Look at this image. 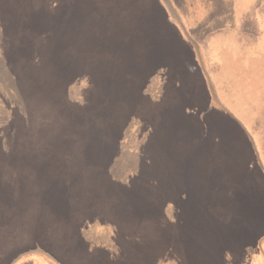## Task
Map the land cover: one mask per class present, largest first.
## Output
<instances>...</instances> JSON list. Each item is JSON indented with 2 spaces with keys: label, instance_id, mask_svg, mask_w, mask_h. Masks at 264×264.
Returning <instances> with one entry per match:
<instances>
[{
  "label": "rangeland",
  "instance_id": "374dc122",
  "mask_svg": "<svg viewBox=\"0 0 264 264\" xmlns=\"http://www.w3.org/2000/svg\"><path fill=\"white\" fill-rule=\"evenodd\" d=\"M73 1L0 0V57L19 47L18 54L33 56L26 65H33L37 77L48 52L49 62L58 56L64 64L59 68L68 71L72 81L64 86V100L53 106L54 116L43 121L51 124L48 137L28 139L49 149H34L30 143L16 149L20 145L13 144L24 134L12 140V146L7 142L14 138L17 110L9 101L19 92L35 98L38 108H51L49 99L38 95L37 81L30 92L28 81L18 77L14 88L11 75L24 71L25 60H10L6 72L0 69V98H8L6 111L0 100V125L6 122L3 132L11 127L13 133L4 136L5 146L0 142V264H81L80 255L83 264H112L119 245L118 235L111 240L116 226L134 230L121 217L136 205H146V166L161 158L168 164L162 174L181 176V168L187 167L175 162L172 152L190 136H196V149L208 142L199 159L212 157L210 167L202 161L187 163L199 177L198 189L204 190L199 194L212 199L205 179L213 172L215 179L223 180L215 185L228 180L230 199L211 203L206 197L198 202L183 197L181 211L191 208L194 216L182 218L181 227L196 229L182 234L188 256L193 264H264V181L252 179L254 170L261 172L258 163L264 167V0H156L171 19L180 17L199 53L198 72H192L189 55L184 54L181 74H167L153 59L146 71V17L141 18L140 11L150 8L148 0H80V8ZM208 38L214 47L228 43V52L218 62L205 44ZM256 40L259 43L252 46ZM69 49L82 60L63 59L62 52ZM94 69L102 77L97 87L87 82ZM212 71L217 79H212ZM236 74L240 78H234ZM21 75L26 77L25 72ZM206 78L212 79L211 93ZM95 91L101 98L83 113ZM219 105L236 112L238 120L240 113L249 129L226 116ZM219 204L232 213L229 228L220 222L221 211L212 208ZM173 207L167 203L168 210ZM249 230L250 237L241 242ZM139 232L136 229L129 242L117 240L124 243L123 252L125 243L138 245L134 238ZM256 234H263L257 246ZM102 246L108 247L105 253Z\"/></svg>",
  "mask_w": 264,
  "mask_h": 264
},
{
  "label": "crops",
  "instance_id": "0c3cea01",
  "mask_svg": "<svg viewBox=\"0 0 264 264\" xmlns=\"http://www.w3.org/2000/svg\"><path fill=\"white\" fill-rule=\"evenodd\" d=\"M148 1L150 3V8L149 5H147L146 9L142 8L141 9L142 11H140L141 18L146 17V71L148 67H153L151 66V64H149L150 60L153 59L155 61L154 66H160V67L165 66L164 72H166L167 74L168 73L181 74L182 61H183V56L185 54L186 56L189 55L188 58L190 59L191 67L193 68L192 72L197 73L198 63H196L193 57V55L196 57V53L195 51H193V54L190 53L191 51H189L188 48L190 49L192 48L187 46L188 42L186 40V37H184L183 29L181 28V26L174 19H171V17L168 16L166 9L160 6L161 5L160 3H158L156 0H148ZM188 22L190 21L187 20L184 23L186 24ZM205 41H204L205 44H208V48L211 51L212 54L211 58L213 57L212 60L214 58L215 59L221 58L225 55V53L228 52L227 50V48L229 47L228 43L226 44L227 45L226 47L224 46L214 47L210 43V38L206 39ZM258 43L259 41L257 43L251 42V45L256 46ZM174 44L176 45L174 46ZM178 44L179 46H181L180 49L177 48ZM199 49L201 52V46L199 47ZM237 53H240L239 54L240 57L241 52H237ZM255 56H257V51L252 55V57ZM234 78H240V77L239 75L236 74ZM212 79H217L214 76L213 71H212ZM212 79L206 78V81L208 82L207 86L209 85V80L211 81ZM184 85L186 86V82L184 83ZM188 87H191V85ZM178 130H175V133H177ZM240 133L242 134V132ZM206 134L209 136L207 138H210L212 134V129L208 130ZM195 137L196 136H190L189 140L181 141V143L177 145V149H173L172 154L174 156L173 158L174 161L175 162L180 161L182 163L185 162L184 164L187 167V168L185 167L186 169L181 168L182 169L180 174L181 176H178L177 174V177L172 178V177H168L167 174H161L162 172L161 170L168 167L167 162H162L161 158H158L157 162L154 161V163L153 161H151L152 163L150 162L149 164L150 166L148 165L149 167L146 166V169L148 171L158 170L160 172L157 178H153V179L146 178V199L143 198L144 201L146 202V211H144L143 213L127 211L126 213L123 214V217L120 216L121 218H123V220L127 221L128 225L131 224L134 230L132 232V227L130 226L120 227L117 225L116 233L112 234L113 238H111V240L113 241L115 235H118V237H116L117 240H126L127 242H129L130 240L133 239L134 231L136 229H139L140 230L139 234H137L134 238V241H136L138 245L135 246L125 243V245L127 246L126 247L127 250L126 252H123L121 247L123 246L124 243L117 242L116 240V244L118 243L119 245L115 248L116 250L118 249V251L116 252V259H114L115 261L120 260L121 264H193L191 257L188 256V253L186 251L187 249H184L185 242L182 234L190 235L191 233H193V230L196 231V229L193 227L184 229L181 226H183L182 218L185 217L192 218L194 214L193 211L190 210L191 208L188 211H184V212L181 211L180 203L182 202L183 197L188 196V198L189 197L193 199L195 198L197 202L198 199L204 200V198L206 197L207 201L211 203L215 201L216 202L220 201L218 203H221L222 201L224 202V200L229 201L230 199L229 191L226 188V185L228 184V180L222 186H218L220 184L215 185V182H220V181L223 182V180H221L220 178L215 179V177H213V172H212V176L210 173H208V179H205L207 180V184H208L207 191H210L211 194L209 195L212 196V199H210V197L208 196L199 194L200 193L199 191L204 192V190L198 189L199 177L195 173L191 174L192 166L191 164L188 165L187 163L193 161L194 163L198 164L199 161H202V166L210 167L212 166L211 165L212 157H209V161L206 158L203 159L198 158L199 154L202 153V151L200 152V150H204L208 142L205 143L204 149H196V147H194L195 144L194 145L192 144L193 139ZM175 139L178 141V143L181 140V139L179 140V135H176ZM215 149L219 150V148L217 147H215ZM213 150L211 151L212 153ZM253 150L255 152L257 151V149L256 150L253 149ZM258 164H259V168L261 169V172L258 173L256 170H254L256 177L252 179H258L263 183L264 167L262 166V164L260 163ZM189 175L190 178L188 179ZM218 193L221 194L224 193L225 195H218ZM188 200L189 199H186V201ZM150 203H157V206H155L154 210L150 209L151 207L149 206ZM167 203L173 205L174 209L168 210ZM225 206L226 205L224 204H219L218 206L212 205V208H214L216 211H221L223 217L221 216L220 222L223 221L221 223L224 225V227L229 228V219H231V217H229V214L231 215L232 213H230L229 210L226 213ZM211 212L212 215L215 214L213 209ZM207 214H209V212H207ZM131 220L134 221L138 220L135 222L138 223L136 224L137 226H135L134 225L135 223L133 224L134 221L131 222ZM221 223L218 225V227H221ZM214 227L217 228V230L219 229L216 226ZM250 232H251L250 230L247 231L246 232L247 234H245L242 238H240V241L241 242L247 241V239L250 237L249 235ZM256 235L253 241L254 244H256L257 246L260 245L259 242L260 240H262L264 236L263 234H261V236L260 235L256 236ZM80 242L83 243V241ZM86 242H87L86 239H84V243ZM140 246H142L141 249L137 248ZM102 247H103L102 250L105 253L104 250L108 249V247L105 246ZM251 247L253 248V250L254 249L257 250L254 245H251ZM136 249H138V251L141 250L139 251L140 254H137V256H135ZM114 253L115 252H113L112 254L115 255ZM79 259H80L79 263L83 264L81 262L83 261L81 259V255ZM114 260L111 261L112 264Z\"/></svg>",
  "mask_w": 264,
  "mask_h": 264
},
{
  "label": "trees",
  "instance_id": "16d2710c",
  "mask_svg": "<svg viewBox=\"0 0 264 264\" xmlns=\"http://www.w3.org/2000/svg\"><path fill=\"white\" fill-rule=\"evenodd\" d=\"M76 5H78V8H80L81 6L83 7L84 5H82L83 2H80V0H74L73 1ZM81 5V6H80ZM90 7V6H89ZM171 13V12H170ZM174 17V16H173ZM180 17L177 18V20L179 19ZM176 20V18H174ZM176 20V21H177ZM177 23L181 26V28L183 29V33H184V36L187 38V42H188V47H191L192 49L188 48L189 51H191L190 53L193 54V51H195L196 53V57L193 55L197 66L200 64V67H202V63L200 62L199 60V53L197 52V50L195 49V47L193 46L194 42H192V40H190V37L189 35L186 33V30H185V27L181 21V19H179L177 21ZM22 46H25L24 44L21 45L20 47ZM19 48V47H16L14 48L13 50L15 51H9L6 50L1 52V57H0V69L4 70L6 72V70H8L10 68V65H9V62L11 60L12 64H17L18 61H20V59L22 58L23 60H25V66L23 68L24 71L20 72L17 77L16 75H11V77L13 78L12 79V83L14 85V88H16L17 90V85H18V77H20L21 81H28L29 83V88H32V90L30 92H33V89L35 90V83L37 81V85L38 83L39 86H37L36 89H39V96L41 98H47L46 101L49 99V105H50V108L51 109H48V111L46 109H44V107H41V108H38V104L35 103V98L33 97H29V96H24L23 94L19 93L18 92V95L14 100V103L13 101H9V105L10 104H13V107L14 108H17V110H12L15 112V114H13L15 117H14V129H15V132H14V138H12L11 140L8 139V136L6 135V133H8L9 131V136L13 135V133H11L10 131V128L11 127H8L6 132L4 133V129L7 125V123L5 122L3 125H0V137L1 140L0 142L2 143V146H5V137L4 136H7L6 138L8 139V143H12V140L13 142L15 141V138L20 135V134H24L23 137H21V140L19 142V144H13V147L16 146V145H20V147H16V149H20V148H25L24 146H21V145H25L27 143H30L28 142V139L31 140L32 138H36L38 136H40L41 139H46V137H48V133L50 131V125L51 124H46L44 122H46V120H49L50 119V116H54V110H53V106H58V104H60V100H64V96H65V84H67L68 82H70L71 80L69 79L70 74H68L69 72L66 71V70H62L60 69V64L61 63V60L60 58L57 56V57H53L54 59H56V61L52 64L49 62L48 59H50V57L48 56V52L46 54V56L44 57L43 56V61H44V65H41V67L39 68L40 71L37 72V77H33L34 73H33V65L30 64V62L28 63L29 65H26V60L27 59H32L33 56L31 55H22V53H17L16 52V49ZM74 50V49H73ZM53 51V50H52ZM64 52V51H63ZM62 52V54H64V57L63 59H66V58H71L73 59L74 61H81L82 59H80V55H78L77 53H74L72 50H66L64 53ZM197 54H198V57H197ZM62 56V55H61ZM49 57V58H48ZM47 59V60H45ZM198 60V62H197ZM43 61L41 62V64L43 63ZM92 63V62H91ZM63 66V62L61 63ZM93 67V66H92ZM94 68V67H93ZM27 69V70H25ZM9 72V71H8ZM26 74V77H22V73ZM203 72V71H202ZM10 73V72H9ZM89 75V76H88ZM87 82L89 83H92L93 86H96L97 83L102 79L101 77V74L99 71H97L96 69L92 70V73L89 72V74H87ZM17 81V82H16ZM72 82V81H71ZM118 85V84H116ZM69 86V85H67ZM211 84H209L207 86L208 90L210 91V87ZM97 87V86H96ZM211 93V91H210ZM238 93H245L244 91H239ZM2 98H0V100H4L3 103V111H6L5 107H7L8 105V98H6L4 96V94H2ZM52 96V97H50ZM101 96V94H100ZM212 97L214 98V100L216 99V93L215 91L212 89ZM101 97H99L97 95V92L95 91V94L93 95V98H91L89 96V99L88 100V103H85L83 105V113H84V110H85V107H86V112L89 110L90 106H92V103L93 105L95 104V102ZM38 99H40L38 97ZM41 100V99H40ZM43 100H41L42 102ZM62 103V106H64L65 104L63 102ZM69 105V103H67V106ZM219 107H222L221 109L224 112V114L226 116H230L232 119H234V121L238 124L239 123V120H241L243 122V124L248 128V126L246 125L245 123V120H244V117L239 113L240 117L239 120L234 116L236 114H233V111L231 112L229 109H225L223 108V105H219ZM8 110V109H7ZM208 112H205L203 113L202 116L206 117L208 114ZM19 117L21 118V120L19 119ZM8 119V118H7ZM69 119V118H68ZM12 120V121H13ZM11 121V122H12ZM44 121V122H43ZM50 121V120H49ZM10 122V123H11ZM69 123L71 122V120L69 119L68 121ZM242 125V124H241ZM245 128V127H244ZM246 129V128H245ZM249 129V128H248ZM52 131V130H51ZM246 131H248L246 129ZM3 133V134H1ZM244 133V132H243ZM249 134V133H248ZM250 136V134H249ZM19 137V138H20ZM23 138H25V140H23ZM23 140V142H21ZM6 142V143H7ZM251 143V142H250ZM9 144V145H10ZM30 145H36V147L34 149H49V146L48 145H41V144H36V143H30ZM12 146V144L10 145ZM27 148V147H26ZM102 148V147H101ZM5 149V148H3ZM7 149V148H6ZM256 150V149H255ZM257 152V151H256ZM72 164V163H70ZM48 166V165H47ZM50 167V165L48 167H46V170H48V168ZM159 171L156 170L155 172L151 171L149 172L147 169H146V178L148 179L149 177L151 179L153 178H157L159 176ZM162 174V172H161ZM66 197H69L71 198V193L67 195L64 194ZM60 204L62 203V201H59ZM152 205V208L155 206H157V203H151ZM64 205L66 206V203H64ZM144 205V204H143ZM69 209V208H67ZM151 209V208H150ZM152 210V209H151ZM134 212H138V213H143L144 211H146V205L142 207V205H136L135 208L133 209ZM63 211H61L62 213Z\"/></svg>",
  "mask_w": 264,
  "mask_h": 264
}]
</instances>
